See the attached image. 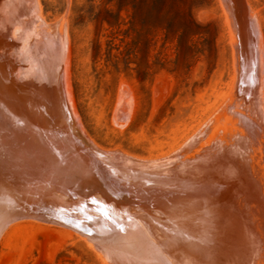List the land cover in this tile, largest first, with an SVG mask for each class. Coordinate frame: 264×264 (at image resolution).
Instances as JSON below:
<instances>
[{
  "label": "rangeland",
  "instance_id": "obj_1",
  "mask_svg": "<svg viewBox=\"0 0 264 264\" xmlns=\"http://www.w3.org/2000/svg\"><path fill=\"white\" fill-rule=\"evenodd\" d=\"M250 1L259 13L264 87V0ZM37 2L48 23L65 15L67 0ZM224 10L221 0H74L68 83L80 122L96 148L161 163L150 172L173 163L161 169L171 176L149 172V189L162 177L175 183L192 164L206 171L214 161L207 170H221L216 166L224 163L211 155L225 137L237 135L233 130H242L247 116L251 127L257 123L254 131L261 127L262 120L230 100L233 31ZM254 131L262 142L264 129ZM215 141L220 147L211 149ZM54 225H9L0 238V264H105L78 234ZM262 241L247 264H264ZM124 257L118 262L127 264Z\"/></svg>",
  "mask_w": 264,
  "mask_h": 264
},
{
  "label": "water",
  "instance_id": "obj_2",
  "mask_svg": "<svg viewBox=\"0 0 264 264\" xmlns=\"http://www.w3.org/2000/svg\"><path fill=\"white\" fill-rule=\"evenodd\" d=\"M233 31L230 100L264 121L259 13L221 0ZM74 0L46 23L37 0H0V237L64 227L117 264L153 161L96 148L67 81Z\"/></svg>",
  "mask_w": 264,
  "mask_h": 264
},
{
  "label": "bare ground",
  "instance_id": "obj_3",
  "mask_svg": "<svg viewBox=\"0 0 264 264\" xmlns=\"http://www.w3.org/2000/svg\"><path fill=\"white\" fill-rule=\"evenodd\" d=\"M68 76L67 69V81ZM247 117L242 130L237 128L238 132L233 130V134L238 133L237 135L234 134L232 138L227 135L230 139L225 137L224 145L222 147L218 145L223 150L218 148L216 141V147L209 146L211 149H219L211 156L220 157L218 160L224 164L222 163V167L220 165L216 167L219 166L221 170L215 169L216 172L211 171L212 173L210 172L212 169L207 170L214 161L210 166H205L206 171L202 169L204 166L200 168L202 163H199V167L192 164V167H195L193 171L188 170L182 173L183 170H181V174L174 180L175 183L167 177L168 183L163 177L162 180L157 178L158 181L154 177L157 181L155 183L161 182V184H157L160 187L154 186L155 183L152 184V189L149 187L154 181L148 183L147 178L118 259L126 255L123 260L127 264H247V259L252 263L254 249L256 246L259 247L261 240H264V238L261 239L264 231V210L261 207L264 208V204L259 206L260 198L263 200L264 194L261 193L260 197L258 195L260 192L257 191L258 186L264 184V174H262L264 150L259 147L261 143H264V139L260 136L263 133L259 135L261 133L259 132V138L262 139L259 145L256 135H252L253 127H257V123L254 121L256 125L251 127L252 122L249 118L252 116ZM262 123L264 122L261 121V127L258 126L260 129H264ZM259 128L255 131L258 132ZM220 131L222 132L221 129ZM222 138L218 141L222 142ZM218 152L220 153L217 154ZM207 158L210 159L209 156ZM206 160L210 164L211 159ZM165 161L162 163L165 168L173 164H170L168 160L165 164ZM156 164L161 163L155 162L152 167ZM159 166L155 167L158 171L154 170L157 174L163 168ZM186 169H189V166ZM166 170L161 171L167 175L169 172L166 174ZM154 171L150 174L155 173ZM171 173L168 175L171 176ZM164 181L166 184L162 183ZM157 208L159 211L151 215L150 212L153 211L150 209ZM153 226L156 227L153 228ZM260 257L258 256V260L261 259ZM255 260L258 263L257 258Z\"/></svg>",
  "mask_w": 264,
  "mask_h": 264
}]
</instances>
